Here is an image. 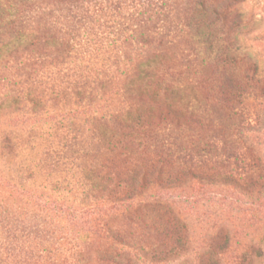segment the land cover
<instances>
[{"label":"trees","instance_id":"trees-1","mask_svg":"<svg viewBox=\"0 0 264 264\" xmlns=\"http://www.w3.org/2000/svg\"><path fill=\"white\" fill-rule=\"evenodd\" d=\"M184 5L190 14L206 15L209 21L222 18L217 3L188 0ZM163 7L151 0H0V123L12 119L1 132L0 175L22 193L29 188V199H37L38 194L43 204L27 201L29 209L22 212L27 219L13 222L15 229L53 231L51 219L63 227L66 213H92L101 201L125 203L140 198L135 209L147 220L156 218V229L165 234L173 228L165 217L173 209L159 197L149 196L152 187L191 188L193 181L233 186L250 194L251 182L246 185L245 181H250L253 169H264V163L251 153V147L246 153L221 156L220 142L227 141L229 133L218 129L214 114L217 110L223 113H219L220 123L236 117L234 89L221 88V81L208 91L210 103L199 115L186 104L183 112L190 125H197L196 130L183 134L139 131L130 149L145 140L154 156L132 161L121 152L127 163L124 175L108 173L106 161L98 162L97 149L108 135L106 128L131 109L130 105L112 109L109 90L121 87L123 92L122 85L131 82L134 72L148 70V57L172 45L168 36L175 18L171 9ZM103 27L109 29L107 42L98 35ZM56 38L62 47L59 51ZM81 42L94 46L92 61L78 57ZM244 123L240 119L237 129L241 132L248 131ZM128 127L138 130L135 124ZM118 144L111 142L110 150ZM9 213L0 202V217ZM111 234L115 242L121 240L114 230ZM118 244L120 248L106 250L105 260L138 264L126 251L132 244L122 240ZM166 253L170 252L153 249L143 255L160 262Z\"/></svg>","mask_w":264,"mask_h":264},{"label":"rangeland","instance_id":"rangeland-1","mask_svg":"<svg viewBox=\"0 0 264 264\" xmlns=\"http://www.w3.org/2000/svg\"><path fill=\"white\" fill-rule=\"evenodd\" d=\"M151 1L173 11L175 23H170L168 36L172 45L148 57V70L145 74L134 72L131 82L122 85L123 92L121 87L109 90L112 109L122 105L131 109L106 128L108 135L97 149L98 162L106 161L108 173L124 175L127 163L122 154L131 156L132 161L154 156L145 140L130 149L129 143L139 131L183 134L196 130L197 125H190L183 112L186 104L199 115L210 103L208 91L221 81V88L234 89L236 105V117L225 119V123L219 122V113H223L217 108L214 111L218 129L229 133L227 141L220 142L221 156L246 153L251 147V153L264 163V0H207L221 5L218 12L222 18L216 22L206 15L190 14L184 5L188 0ZM99 32L104 42L109 41V29L103 27ZM54 41L56 50H61L60 39ZM81 44L78 57L92 61L94 46ZM240 119L248 131L237 129ZM8 123L12 119L0 123V137ZM131 124L138 130H131ZM113 141L119 144L110 150ZM249 178L245 184L251 182L250 194L233 186L193 181L191 188H150L149 196L159 197L173 209L165 215L173 224L165 234L156 229V218L147 220L135 209L140 198L125 203L101 201L92 213H66L63 227L51 219L53 231L30 233L19 231V226L15 229L13 222L27 219L22 213L29 209L27 201L43 205L38 194L37 199H29V188L22 193L0 175V202L10 211L0 217V264H109L104 254L110 246L120 248L121 240L132 244L126 251L138 264H264V169H253ZM53 205L59 204H49ZM52 212L61 216L57 208ZM113 230L121 236L119 242L113 239ZM179 241L184 246L177 244ZM153 249L170 253L162 255L160 262L150 261L143 253Z\"/></svg>","mask_w":264,"mask_h":264}]
</instances>
